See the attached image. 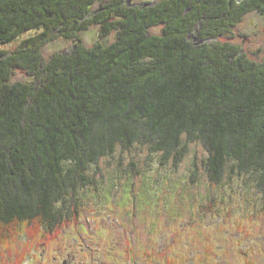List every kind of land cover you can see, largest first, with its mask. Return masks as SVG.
Segmentation results:
<instances>
[{"label":"trees","instance_id":"obj_1","mask_svg":"<svg viewBox=\"0 0 264 264\" xmlns=\"http://www.w3.org/2000/svg\"><path fill=\"white\" fill-rule=\"evenodd\" d=\"M148 1L0 0V43L38 32L0 51V264H18L76 225L81 193L97 190L90 169L135 147L178 167L202 145L210 185L245 179L264 214V64L240 46L189 39L196 29L200 40L235 34L251 11L264 17V0ZM161 24L162 34L151 32ZM91 27L98 41L86 48L80 37ZM58 38L71 49L45 59ZM16 70L30 81L12 82ZM194 241L196 253L186 244L177 253L175 238L139 248L132 240L126 257L208 264L213 239Z\"/></svg>","mask_w":264,"mask_h":264},{"label":"rangeland","instance_id":"obj_2","mask_svg":"<svg viewBox=\"0 0 264 264\" xmlns=\"http://www.w3.org/2000/svg\"><path fill=\"white\" fill-rule=\"evenodd\" d=\"M151 32L159 34L160 30ZM37 33L26 32L12 43H0V51L10 52ZM235 33L236 44L245 41L247 51H262L256 57L264 59V17L248 16ZM80 38L84 47H93L98 41L97 27ZM72 45L58 38L43 48V56L48 59L68 52ZM15 81L28 82L30 78L16 70ZM205 157L202 145L191 144L178 167L172 161L159 165L158 156L140 147L99 161L90 169L97 190L89 188L81 193L85 208L79 211L77 224H66L53 243L33 249L18 264H145L142 256L136 260L126 257L132 240L139 248L150 239H156L160 247L175 238L174 244L179 243L173 251L178 253L185 244L189 246L185 249L193 251L201 247L199 242L191 244L195 236H208L215 243L216 251L208 264H264V214L259 211L258 194L243 178L230 185L211 186L203 167ZM146 188L155 190L159 199L153 191H144ZM165 237L170 238L163 244L161 238ZM6 261L15 262L10 256ZM183 261L207 264L197 257L193 261L192 256L175 264Z\"/></svg>","mask_w":264,"mask_h":264},{"label":"flooded vegetation","instance_id":"obj_3","mask_svg":"<svg viewBox=\"0 0 264 264\" xmlns=\"http://www.w3.org/2000/svg\"><path fill=\"white\" fill-rule=\"evenodd\" d=\"M146 3V2H149L148 0H128V3L131 5V4H133L134 6L135 5H140L141 3ZM248 16H251V15H256V16H259L260 14H258L257 12H255V11H251L249 14H247ZM247 16V17H248ZM263 17V15H260V17ZM246 19V18H245ZM244 19V20H245ZM244 21H241L240 23H237V25H236V28L238 29L239 28V26L243 23ZM164 27H165V24H161V25H155L154 27H153V29H157V28H159V30H160V33L159 34H162V32H163V29H164ZM98 28V27H97ZM236 29V30H237ZM99 31V30H98ZM155 31V30H154ZM254 33H257V31H253ZM198 33V31H197V29L195 30V34H197ZM158 34V33H157ZM195 34H191V35H189V39H192L195 43H201V44H203V43H208V44H213L214 42H217V43H221V44H226V45H228V47L230 48V45H232V46H240V48H241V50H240V53H239V55L241 54H243V55H245L249 60H253V61H255V62H257V63H261V64H264V59H260V58H257L256 56L257 55H260L261 53H262V51H260L259 53L258 52H254V51H247L245 48H244V43H245V41H242V44L241 45H239V44H236L235 43V40H236V37H237V34L235 33V34H231L230 32H228V33H226L225 35H221L220 37H218V38H216V39H214V40H211V39H209V40H204V39H199V37L197 36V35H195ZM258 35V34H257ZM113 38V36H111V37H108V39H112ZM247 38V37H246ZM214 41V42H213ZM247 41H248V43L251 41L249 38H247Z\"/></svg>","mask_w":264,"mask_h":264},{"label":"water","instance_id":"obj_4","mask_svg":"<svg viewBox=\"0 0 264 264\" xmlns=\"http://www.w3.org/2000/svg\"><path fill=\"white\" fill-rule=\"evenodd\" d=\"M239 2L242 1V0H238Z\"/></svg>","mask_w":264,"mask_h":264}]
</instances>
